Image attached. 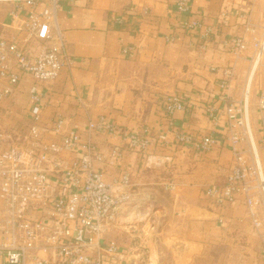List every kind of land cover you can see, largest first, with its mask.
<instances>
[{
  "label": "crops",
  "instance_id": "0c3cea01",
  "mask_svg": "<svg viewBox=\"0 0 264 264\" xmlns=\"http://www.w3.org/2000/svg\"><path fill=\"white\" fill-rule=\"evenodd\" d=\"M175 3L176 0H60L57 20L69 63L57 80L40 87L44 93L41 120L62 118L64 130L77 126L80 140L91 139L104 154V160L94 165L106 181L127 173L131 202L150 198L155 244L159 246L155 248L163 264L165 253L172 264H212L210 248L217 240L239 248L229 258L237 262L245 259L244 264H264V247L250 225L241 198L219 204L207 194L211 186L223 183L217 175L232 158L225 138L227 102L221 98L224 93L219 86L228 68L233 73L224 92L233 101L241 102L249 87L251 125H255L258 141L261 138L264 111H259L256 103L264 89V69L257 70L251 64V39L264 34V0H188V9L182 13ZM192 22L198 25L192 27ZM246 25L253 28L252 33L244 31ZM7 27L1 32H18L10 23ZM243 33L247 49L237 55L230 50L228 41ZM128 47L133 55L122 52ZM30 83L28 76L17 87L19 101L27 103ZM174 93L181 96L185 109L173 114L174 125L170 126L164 112L165 98ZM209 107L214 108L216 122L208 118ZM17 110L16 105L10 107L14 122L5 129L11 136L8 146L25 143L26 128L19 122L22 112L15 113ZM19 110L23 111L21 107ZM100 117L126 132L146 137L148 145L127 148L120 136L89 132L87 122ZM208 131L214 133L218 143L204 153L195 150L190 142L176 140L178 132ZM57 137L49 129L42 139L49 142ZM240 145L246 147V142ZM115 150L121 154L119 159L113 157ZM81 153L82 150L63 151L62 156L69 162ZM169 181L175 184L171 190L166 187ZM167 191L172 192L170 202L163 196ZM259 212L264 214V209ZM170 213L173 217L166 220ZM172 220L174 223L168 224ZM107 239L115 241L113 237ZM147 241L141 237L138 247H145ZM127 247L119 246L120 252L128 255L137 248Z\"/></svg>",
  "mask_w": 264,
  "mask_h": 264
},
{
  "label": "built area",
  "instance_id": "2783aa9c",
  "mask_svg": "<svg viewBox=\"0 0 264 264\" xmlns=\"http://www.w3.org/2000/svg\"><path fill=\"white\" fill-rule=\"evenodd\" d=\"M9 1H17L10 12V25L18 32L0 33V103L14 102L17 87L26 77H31V83L27 88L28 121L22 125L26 128L25 143L8 146L11 136L0 129V264H128L127 257L131 255L122 254L116 241L104 236L117 224L120 208L131 202L128 174L106 181L100 168L94 165L105 156L91 139L82 142L75 125L64 130L62 118L41 120L44 93L40 87L57 80L69 63L57 20L60 0ZM175 4L180 13L188 9V0H176ZM197 25L191 23L192 27ZM244 31L252 33L253 28L246 25ZM251 43L252 63L264 68V34L252 37ZM228 46L237 55L244 52L247 49L244 33L231 37ZM122 52L134 53L131 47ZM232 73L231 68L226 69L219 83L224 93L221 98L227 102L225 138L232 158L223 183L211 186L207 194L219 204L241 198L264 247V224L259 214V209H264V164L260 157V149L264 152V118L260 121L257 147L250 125L249 87L245 88L241 102L233 101L224 92ZM256 106L264 111V89ZM184 109L179 94L165 98L164 112L170 126L174 125L173 114ZM206 113L212 122L217 121L214 108H207ZM49 129L58 137L45 142L42 138ZM86 129L120 136L127 148L148 145L146 137L106 123L102 117L88 121ZM176 140L190 142L202 153L218 143L212 131L178 132ZM243 141L246 147L240 145ZM79 150L81 155L65 162L63 151ZM112 154L114 159L121 155L116 150ZM174 185L169 181L166 187L171 190Z\"/></svg>",
  "mask_w": 264,
  "mask_h": 264
},
{
  "label": "rangeland",
  "instance_id": "374dc122",
  "mask_svg": "<svg viewBox=\"0 0 264 264\" xmlns=\"http://www.w3.org/2000/svg\"><path fill=\"white\" fill-rule=\"evenodd\" d=\"M16 2L17 1H9V0L0 1V23L5 24L6 28H8L7 23L12 22V19H11L12 17L10 16V12L15 7ZM2 28H3L2 25H0V33H1ZM251 64L254 65V63H251ZM257 67L258 66H256V68ZM261 69H264L262 65H260L257 68V70H261ZM261 72L262 71H260L259 75H261ZM10 103L13 105L10 106L9 105ZM250 104H251V97L249 99V115H250ZM14 105L18 107V110L20 109V107L23 109V111L19 110L20 112L18 110L15 111V113L22 112V115H20L21 118L19 119V122L22 124L27 123L28 116L24 114H27L28 105L26 101L25 103L21 102L15 97L14 102L9 101V100H3L0 103V129L5 130L7 128V124L14 122L13 121L14 115L10 113V107L13 108ZM250 125H251V115H250ZM251 127H252V132H253L255 141L257 142V147H259L258 135L256 133L255 125L253 122H252ZM260 157L264 164V154L262 153L261 149H260ZM227 165L228 163L225 164L223 168L220 170L221 172L218 173L217 175L218 179L219 178L223 179L225 172H226ZM214 180H217V178ZM167 192L168 193L164 194L163 196L165 197L164 199H166L165 200L166 202H170L171 201L170 196L172 195V192H169V191ZM150 203H151L150 198L144 197L142 202L133 201L127 205L122 206L119 211L117 224L113 227H110L109 230H107L104 233V236L106 238L108 237L115 238V241H117L119 246H121L122 248L124 247L126 248L127 246L133 247L136 245L137 248H134L131 251L132 253H130L131 256L127 257V259L129 260L127 262L128 264H163L162 261H160V256L156 253V248L158 250L159 246L155 244V237L157 236H155L156 232L152 226L151 219H153V214L151 213ZM177 212L178 211H176L174 215L175 217L174 221L177 218L176 217ZM194 214L195 216H199V213H194ZM259 214L264 224V214L260 212ZM158 216L162 217L163 215L158 214ZM171 216L172 214L170 213V217H167L166 220L167 219L169 220ZM173 223L174 222L172 220L168 224H173ZM197 229H198V226H197ZM131 236H132V239L130 240L129 238ZM144 236L148 240L146 243L147 245L145 247H138L137 243L139 242V239ZM258 240L260 244L263 245L259 238ZM235 245L236 244L234 243H223V242H220V240H217L216 242H214L213 247L210 248L211 249L210 252L213 255L212 264H244L245 259L239 260V262H237L238 260L232 257L229 258V256H232V255L235 256L237 253V250L239 249V248H236ZM149 248L151 249L150 252H148ZM143 250H147L146 254L143 253ZM147 257H150V259L149 258L147 259ZM162 258L165 260V264H172V261L170 260V257L168 254L165 253L162 256ZM200 264H205V262L204 261L200 262Z\"/></svg>",
  "mask_w": 264,
  "mask_h": 264
},
{
  "label": "bare ground",
  "instance_id": "6f19581e",
  "mask_svg": "<svg viewBox=\"0 0 264 264\" xmlns=\"http://www.w3.org/2000/svg\"><path fill=\"white\" fill-rule=\"evenodd\" d=\"M253 66H254V68H255L257 65L255 66V64H254Z\"/></svg>",
  "mask_w": 264,
  "mask_h": 264
}]
</instances>
